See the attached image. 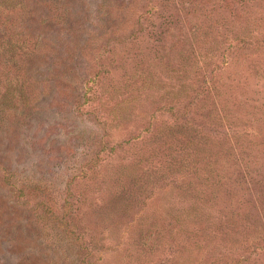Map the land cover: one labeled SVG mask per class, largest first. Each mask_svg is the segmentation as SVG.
Returning <instances> with one entry per match:
<instances>
[{
  "label": "rangeland",
  "instance_id": "1",
  "mask_svg": "<svg viewBox=\"0 0 264 264\" xmlns=\"http://www.w3.org/2000/svg\"><path fill=\"white\" fill-rule=\"evenodd\" d=\"M0 264H264V0H0Z\"/></svg>",
  "mask_w": 264,
  "mask_h": 264
}]
</instances>
